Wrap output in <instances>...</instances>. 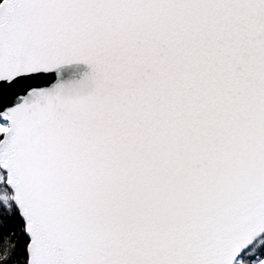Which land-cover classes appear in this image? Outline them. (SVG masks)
I'll return each mask as SVG.
<instances>
[{"label": "snow or ice", "instance_id": "1", "mask_svg": "<svg viewBox=\"0 0 264 264\" xmlns=\"http://www.w3.org/2000/svg\"><path fill=\"white\" fill-rule=\"evenodd\" d=\"M0 264H264V0H0Z\"/></svg>", "mask_w": 264, "mask_h": 264}]
</instances>
